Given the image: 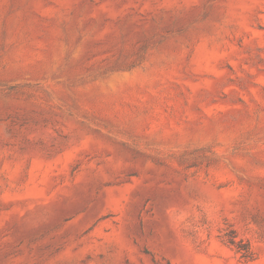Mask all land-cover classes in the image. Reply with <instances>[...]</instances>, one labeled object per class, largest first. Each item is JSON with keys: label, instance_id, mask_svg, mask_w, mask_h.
<instances>
[{"label": "rangeland", "instance_id": "374dc122", "mask_svg": "<svg viewBox=\"0 0 264 264\" xmlns=\"http://www.w3.org/2000/svg\"><path fill=\"white\" fill-rule=\"evenodd\" d=\"M0 264H264V0H0Z\"/></svg>", "mask_w": 264, "mask_h": 264}, {"label": "trees", "instance_id": "16d2710c", "mask_svg": "<svg viewBox=\"0 0 264 264\" xmlns=\"http://www.w3.org/2000/svg\"><path fill=\"white\" fill-rule=\"evenodd\" d=\"M231 244H234V241H230ZM245 259H251L252 258V254H248V255H244L243 256Z\"/></svg>", "mask_w": 264, "mask_h": 264}]
</instances>
